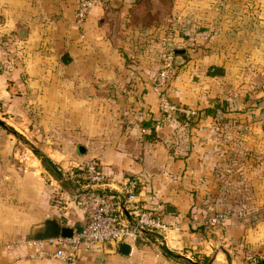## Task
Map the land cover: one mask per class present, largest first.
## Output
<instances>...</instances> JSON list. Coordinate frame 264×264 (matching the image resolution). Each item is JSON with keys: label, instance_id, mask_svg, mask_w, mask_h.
Wrapping results in <instances>:
<instances>
[{"label": "crops", "instance_id": "1", "mask_svg": "<svg viewBox=\"0 0 264 264\" xmlns=\"http://www.w3.org/2000/svg\"><path fill=\"white\" fill-rule=\"evenodd\" d=\"M76 2L0 0V64H10L0 68V264H201L194 253L240 264L239 239L264 242V229L244 230L225 211L221 235L207 228L224 195L256 193L257 176L240 171L239 152L264 130V87L242 85L257 84L264 65V0H105L81 26ZM166 48L183 50L168 95L192 111L189 120L162 121L153 84ZM212 66L224 75H210ZM35 152L64 166L98 158L110 178L99 191L123 213L121 184L138 178L139 202L172 227L128 255L94 245L72 263L31 257L51 249L28 238L34 225L52 218L75 231L87 221L74 202L80 189L62 175L48 178Z\"/></svg>", "mask_w": 264, "mask_h": 264}, {"label": "built area", "instance_id": "2", "mask_svg": "<svg viewBox=\"0 0 264 264\" xmlns=\"http://www.w3.org/2000/svg\"><path fill=\"white\" fill-rule=\"evenodd\" d=\"M105 0H77L74 18L76 25L81 26L90 10ZM175 52L166 48L160 60L159 70L153 84L157 96L158 107L163 123H170L176 115L183 114L190 119L192 111L183 108L170 100L168 88L176 69ZM0 68L8 70L10 64L2 62ZM98 158H91L83 165H72L63 173L66 180L80 189L75 197V204L87 214L85 225L73 231L70 237L47 239L51 249H41L30 254L34 258L57 259L75 262L81 248L102 246L104 241L113 240L117 245L125 243L130 249L139 243H147L152 236L165 234L172 225L167 224L158 208L147 207L139 202V179L130 177L123 180L121 186L124 193V209L113 202L112 197L101 193L100 188L110 182V178L102 171ZM227 215L219 212L209 217L210 226H225ZM34 243V241H33ZM250 264H264V250H256L249 256Z\"/></svg>", "mask_w": 264, "mask_h": 264}, {"label": "rangeland", "instance_id": "3", "mask_svg": "<svg viewBox=\"0 0 264 264\" xmlns=\"http://www.w3.org/2000/svg\"><path fill=\"white\" fill-rule=\"evenodd\" d=\"M258 42H264V37L260 38L258 37ZM258 59L260 61H258V64H260V62H263L264 60V52H258ZM183 60L184 57H183ZM261 71L259 72V74H257L256 77L253 78V80L257 81V84H248V83H244L242 85H246L249 86L251 85L252 87L250 88L251 90H253L255 88V86L257 88L259 87H264V65H262L260 67ZM246 74H249V72L247 71ZM262 77V78H261ZM249 90V89H248ZM263 93H264V89H263ZM264 95V94H263ZM264 105V104H263ZM262 106V105H261ZM1 119V118H0ZM264 123V122H262ZM244 128V127H242ZM10 132V131H9ZM5 134H8L5 133ZM196 134V138H197V147H195V149L193 150L195 155L200 157L203 147L201 146V137H200V131L198 130V133ZM244 135H242L243 137ZM247 137V136H245ZM36 148V147H34ZM228 150V152L230 153V155H232V147L226 148ZM218 148L212 147L211 151H213L214 153H217ZM40 152V151H39ZM38 152V154H40ZM212 152V153H213ZM36 154V155H38ZM240 171L244 174H250L253 175L255 174L257 176V183H256V190H255V194H253V197H250V195L248 193H242L239 196H235L233 200V196L232 195H227L225 197V202L224 204H222L220 206V209L217 211L215 205L213 204V207L211 208V211L214 213H218V212H227L229 214H231L232 212H234L235 214V218L236 220H240V222L243 223L244 225V230L247 228H255V229H264V130L259 127L256 131V140L255 141H251V142H241L240 145ZM43 167L45 169L44 172L46 174V176H48L49 178V174L50 175H54V176H63V173L66 172L69 168H70V164L68 165H63L62 163H56L54 164V170L53 173H51L50 171L46 170V168L48 169L49 167H46V165L44 163ZM228 165L232 166V163L230 162ZM34 166V165H33ZM197 166L198 170H200V158L197 159L196 162H194V167ZM40 169V167H38ZM7 180H4L3 182H5ZM198 198H200L201 196H197ZM211 199L213 200V196H211ZM58 200H56L57 202ZM216 201V200H214ZM230 207H228V204ZM240 207V210L237 212L236 209ZM229 208V209H228ZM200 209V207H198V210ZM211 212V213H212ZM3 216L5 219L2 218V224H7L9 223L10 217L8 215V213L6 211L2 212ZM238 216V218H237ZM19 229V228H18ZM255 235V234H254ZM19 240V239H18ZM18 240H14V242L18 241ZM22 240V239H21ZM14 242L10 243V244H6V245H11L13 246ZM246 240L243 238L239 239V247L237 248L238 251L237 252L235 249H233V247L228 246V248L230 250H232L233 252H237L238 256V262L240 264H250L249 263V259H244L245 256H251L255 253L256 250H264V242H255L253 244H246ZM233 244V243H232ZM220 246V244H219Z\"/></svg>", "mask_w": 264, "mask_h": 264}, {"label": "water", "instance_id": "4", "mask_svg": "<svg viewBox=\"0 0 264 264\" xmlns=\"http://www.w3.org/2000/svg\"><path fill=\"white\" fill-rule=\"evenodd\" d=\"M175 54L183 53V50H174ZM176 61H180L179 57H176ZM209 74L214 76L224 75V68L212 66L209 69ZM168 213H175V209L172 205H165ZM73 233V229L70 227L61 226L57 220L47 218L39 224L34 225L31 228V232L28 236L34 240H47L58 237H70ZM102 247L107 252H118L122 255H128L130 252V246L125 243L116 244L113 240L104 241Z\"/></svg>", "mask_w": 264, "mask_h": 264}, {"label": "trees", "instance_id": "5", "mask_svg": "<svg viewBox=\"0 0 264 264\" xmlns=\"http://www.w3.org/2000/svg\"><path fill=\"white\" fill-rule=\"evenodd\" d=\"M163 53V52H162ZM162 55V54H161ZM175 57H179L180 58V61H176V58H175V65H176V67L177 66H180L181 64H182V62H183V58H181V56L180 55H178V54H176L175 55ZM160 60H161V58H160ZM170 86V85H169ZM168 90H169V88H168ZM36 154H38V152H35ZM38 156H40L41 157V159H42V162L46 165V166H48V167H50V168H54V164L49 160V159H47V158H45L44 156H42V155H40V154H38ZM210 226V225H209ZM83 227V226H82ZM81 227V228H82ZM223 226H220V225H215V226H210L209 228H207V231H208V235H210V236H216V235H221V231H223ZM80 229V228H79ZM195 258H194V260H195V262L197 263H201V264H209L210 262H211V260H210V257H208V256H198L199 254L198 253H194V254H192ZM174 256V255H173ZM174 257H177V256H174ZM180 260H182V261H185V260H183V259H180Z\"/></svg>", "mask_w": 264, "mask_h": 264}]
</instances>
